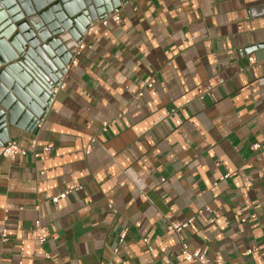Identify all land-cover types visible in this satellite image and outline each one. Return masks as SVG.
<instances>
[{"label": "crops", "instance_id": "crops-1", "mask_svg": "<svg viewBox=\"0 0 264 264\" xmlns=\"http://www.w3.org/2000/svg\"><path fill=\"white\" fill-rule=\"evenodd\" d=\"M118 14L42 118L8 92V143L26 154L0 158V264H196L182 243L208 264H264V0Z\"/></svg>", "mask_w": 264, "mask_h": 264}, {"label": "water", "instance_id": "water-1", "mask_svg": "<svg viewBox=\"0 0 264 264\" xmlns=\"http://www.w3.org/2000/svg\"><path fill=\"white\" fill-rule=\"evenodd\" d=\"M125 1L0 0V147L8 143L12 124L14 100L8 92L42 118L58 72L89 21L118 12Z\"/></svg>", "mask_w": 264, "mask_h": 264}, {"label": "built area", "instance_id": "built-area-1", "mask_svg": "<svg viewBox=\"0 0 264 264\" xmlns=\"http://www.w3.org/2000/svg\"><path fill=\"white\" fill-rule=\"evenodd\" d=\"M115 24L120 25L121 18L118 14V12H115L111 15H108L100 20H94L89 21L88 25L85 27L79 41L77 42L76 47L73 50V53L70 57L69 63L64 67V71L60 72V79L59 83L53 88L51 97L53 98L59 91L63 90L65 88V79L66 75L69 71V69L76 64L77 59L79 55L81 54L82 50L85 48L84 44V38L88 37L93 34H97L101 28H107L109 24ZM249 62L253 63L254 59L251 57L249 58ZM154 84L153 80H150V82L146 85L147 88H152ZM141 95V94H140ZM139 95V96H140ZM106 127V124L103 126ZM253 149H257L258 145H253ZM51 147L46 146L44 147L41 152L34 153V157L38 158L40 160L45 159L49 153H50ZM87 152L89 150L87 149ZM26 152L21 150L19 146L15 142H9L5 146L0 147V158H8V159H14L17 155H25ZM65 194H62L60 197H63ZM209 211V209H207ZM194 219L190 218L187 221L183 223H170L168 225V231L174 232L176 234L180 233L182 230L188 228L192 223ZM34 233L36 236V240L39 244H43L47 241V230L41 225L39 220H36L34 222ZM125 234L123 233L121 235V239H124ZM1 239L2 242H5L7 240V230L4 228L1 232ZM22 250L20 254L22 255ZM179 258H184L186 261H194L196 264H208L207 259L203 255V253L200 250H188L186 244L182 243L181 245V253L179 255ZM21 264V263H20Z\"/></svg>", "mask_w": 264, "mask_h": 264}, {"label": "bare ground", "instance_id": "bare-ground-1", "mask_svg": "<svg viewBox=\"0 0 264 264\" xmlns=\"http://www.w3.org/2000/svg\"><path fill=\"white\" fill-rule=\"evenodd\" d=\"M49 62L51 65L53 64V66H56L54 63H52V61L49 60ZM57 62L60 64L59 60ZM63 71H64V69H63ZM58 74H59V77L57 78V84L59 83V79H60V75H61L60 72H58Z\"/></svg>", "mask_w": 264, "mask_h": 264}]
</instances>
